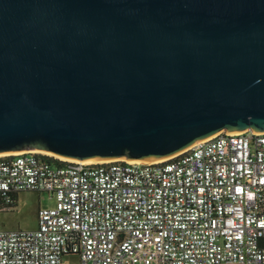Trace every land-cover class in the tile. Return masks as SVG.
<instances>
[{
	"label": "water",
	"instance_id": "obj_1",
	"mask_svg": "<svg viewBox=\"0 0 264 264\" xmlns=\"http://www.w3.org/2000/svg\"><path fill=\"white\" fill-rule=\"evenodd\" d=\"M264 132V0H0V154L154 162Z\"/></svg>",
	"mask_w": 264,
	"mask_h": 264
},
{
	"label": "built area",
	"instance_id": "obj_2",
	"mask_svg": "<svg viewBox=\"0 0 264 264\" xmlns=\"http://www.w3.org/2000/svg\"><path fill=\"white\" fill-rule=\"evenodd\" d=\"M48 192L34 229L0 221V264H264V132L217 133L161 161L0 156V209Z\"/></svg>",
	"mask_w": 264,
	"mask_h": 264
},
{
	"label": "rangeland",
	"instance_id": "obj_3",
	"mask_svg": "<svg viewBox=\"0 0 264 264\" xmlns=\"http://www.w3.org/2000/svg\"><path fill=\"white\" fill-rule=\"evenodd\" d=\"M100 162H106V161H100ZM88 164H92V163H88ZM54 205H55V200L50 197V194L48 192H38V191L21 192L19 194L17 205L10 209L7 208L1 212L2 224L6 222V225L4 224L2 227L4 229L6 228L13 230L36 228L38 223L39 210L41 208L53 207ZM64 264H79V258L76 255H66L64 258Z\"/></svg>",
	"mask_w": 264,
	"mask_h": 264
},
{
	"label": "trees",
	"instance_id": "obj_4",
	"mask_svg": "<svg viewBox=\"0 0 264 264\" xmlns=\"http://www.w3.org/2000/svg\"><path fill=\"white\" fill-rule=\"evenodd\" d=\"M17 205V195H15L14 196V202L11 204V205H9V206H7V207H5V206H2L1 207V209H0V213L3 211V210H5V209H10V208H13V207H15Z\"/></svg>",
	"mask_w": 264,
	"mask_h": 264
},
{
	"label": "bare ground",
	"instance_id": "obj_5",
	"mask_svg": "<svg viewBox=\"0 0 264 264\" xmlns=\"http://www.w3.org/2000/svg\"><path fill=\"white\" fill-rule=\"evenodd\" d=\"M46 153V152H45ZM48 154H51V155H54L53 153H49V152H47ZM6 154H9V153H2V154H0V156L1 155H6ZM58 157H60V156H58ZM60 158H63V157H60ZM63 159H66V160H68V158H63ZM70 160H72V159H70ZM100 161H108V160H95V161H82V162H86V163H94V162H100ZM139 162H144V161H139Z\"/></svg>",
	"mask_w": 264,
	"mask_h": 264
},
{
	"label": "crops",
	"instance_id": "obj_6",
	"mask_svg": "<svg viewBox=\"0 0 264 264\" xmlns=\"http://www.w3.org/2000/svg\"><path fill=\"white\" fill-rule=\"evenodd\" d=\"M21 192H24V191H21ZM21 192H19V193L17 194V203H18V199H19V194H20ZM50 197L54 199L53 196H50ZM54 200H55V199H54ZM55 203H56V202H55ZM0 221H1V213H0ZM1 224H2V221H1ZM4 224L6 225V222L3 223L2 226H3ZM37 225H38V223H37ZM5 229H6V228H5ZM33 229H34V228H33ZM8 230H13V229H8Z\"/></svg>",
	"mask_w": 264,
	"mask_h": 264
}]
</instances>
